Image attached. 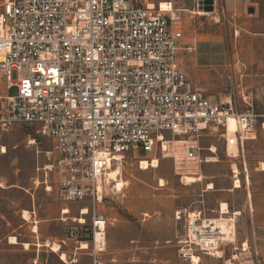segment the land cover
Listing matches in <instances>:
<instances>
[{
	"label": "built area",
	"instance_id": "built-area-1",
	"mask_svg": "<svg viewBox=\"0 0 264 264\" xmlns=\"http://www.w3.org/2000/svg\"><path fill=\"white\" fill-rule=\"evenodd\" d=\"M141 1L0 0V132L28 126L49 139L37 172L46 192L53 184L59 200L82 204L79 215L83 208L90 213L93 264H101L109 224L99 210L113 187L107 172L125 156L170 158L173 175L186 185L183 176H197L208 162L197 153L199 138L217 136L233 160L256 138L253 100L217 98L193 86L183 57L196 47L184 41L175 10ZM175 137L193 143L177 157L167 154ZM227 211L234 226L236 215ZM208 219L200 209L175 210L183 256L211 255L200 242L216 241L217 231L203 227Z\"/></svg>",
	"mask_w": 264,
	"mask_h": 264
},
{
	"label": "rangeland",
	"instance_id": "rangeland-1",
	"mask_svg": "<svg viewBox=\"0 0 264 264\" xmlns=\"http://www.w3.org/2000/svg\"><path fill=\"white\" fill-rule=\"evenodd\" d=\"M199 1L203 0L141 3L159 2L162 11L175 10L184 41L196 47L194 53L183 57L193 86L217 98L230 96L238 101L239 96L248 95L253 100L258 115L256 138L245 143L243 156L235 160L225 157L217 136L199 138L197 153L216 160L202 164V179L190 185L181 184L173 175L170 158L159 160L157 168L141 170L138 160L144 157L134 160L125 156L118 175L125 185L120 192L112 189L103 205H99L109 219L105 249L98 253L101 264H191L189 255L179 252L181 245L177 241L183 232L174 224V212L200 209L204 218L214 219L219 217L221 202L227 204L230 214L240 212L233 226V241L218 244L222 257L205 255L199 250L189 254L199 256L198 264H228V260L231 264H264V172L260 170L264 161V0H212V10L205 11L210 15L202 16L194 12ZM191 2L194 6L189 9ZM27 135L36 139V145H28ZM1 145L6 148L5 154L0 153L1 183L23 187L33 178L30 184L38 185L42 176L37 168L46 159L38 156L36 150H48L49 139L35 135L28 126L14 127L0 132ZM190 145L193 143H171L167 154L177 157ZM210 146L215 147L214 154L209 152ZM233 166L238 170L239 188H233ZM160 179L164 180L163 186H159ZM208 183L214 189L207 191ZM38 189V197L34 198L22 189H0V264H93L90 213L79 223L76 219L83 205L65 202L64 208H70V213L61 221L60 211L52 213L53 206L60 207L55 186L52 184L50 192H45L43 184ZM22 210L34 211L29 221L22 219ZM32 226L37 227V232H32ZM10 236L16 237L18 243L10 244ZM50 238L63 245L59 250L65 253L66 261L42 246ZM24 242L33 244L25 250ZM84 242L87 248L80 249ZM234 254L238 258L231 259ZM73 259L76 261L72 262Z\"/></svg>",
	"mask_w": 264,
	"mask_h": 264
},
{
	"label": "bare ground",
	"instance_id": "bare-ground-1",
	"mask_svg": "<svg viewBox=\"0 0 264 264\" xmlns=\"http://www.w3.org/2000/svg\"><path fill=\"white\" fill-rule=\"evenodd\" d=\"M151 5V4H150ZM173 12V11H171ZM194 12L200 16L202 15H210L209 12H205V10H202V9H197V10H194ZM235 129V122L233 121V119H229L228 120V123H227V131L228 133H232ZM262 129H264V123H263V126H262ZM28 143L30 145H33L34 144V140L32 138H29V141ZM174 143H181V141H178L177 139L174 141ZM214 147L212 146V151H214ZM0 153L2 154H5L6 153V148L1 145L0 146ZM207 161H215V157L213 156H208L207 157ZM158 164H159V160L157 158H152L151 161H148L146 159H140L139 162H138V168L141 169V170H147L149 168H157L158 167ZM260 170L264 171V161L261 162L260 164ZM232 171L233 173H235V175H237L238 173V170L236 169L235 166L232 167ZM121 172V168H120V164H118L116 167L114 168H110L107 172V179H108V182L112 183L113 184V187L112 189L115 190L116 192H120L121 189L123 188V186L125 185V182L122 180V179H119L118 178V175L120 174ZM201 173H197L196 175L197 176H183V182L186 183V185H190V184H193V183H196L198 181H200L202 179V176L200 175ZM195 175V174H193ZM37 183V181L35 182ZM159 185L160 186H163L164 185V180L163 179H160L159 180ZM240 187V181L238 178L235 177V180L233 181V188H239ZM207 191L208 190H212L214 189V186L212 185V183H208L206 184V188H205ZM220 209H221V216H219L218 218H210L208 220H204L203 221V227L204 228H211L213 230H216L217 231V237H216V241L213 240L211 238V236H200V239H202L200 242L203 246H207V247H210L211 249V255H214L216 257H222V251L218 250V244H217V241L218 240H230V241H233V237H234V231H233V223L231 221H229L227 218H225L223 216V214H227L228 211H227V205L224 203V202H221V205H220ZM69 213V210L67 208H64L63 209V214H68ZM88 213V211L86 210V208H83V211H82V215L79 216V218H77L76 220L79 222V223H83L84 222V219H83V215H86ZM240 212H235V215L239 214ZM21 217L23 220L25 221H29L30 219V213L27 211V210H22L21 211ZM64 220V219H63ZM32 232H37V227L36 226H32ZM199 231H202V229H199ZM102 241V240H101ZM8 242L10 244H17L18 241L16 239V237L14 236H10L8 238ZM209 242H212L213 243V247H211V245H207ZM44 245H49V242L48 241H45L44 242ZM22 246L23 248L26 250V249H29L30 247V244L27 243V242H24L22 243ZM87 243L84 242V243H81L80 244V249H86L87 248ZM244 246V245H243ZM246 247V246H245ZM60 246L59 244L57 243H52L50 245V250L55 252V253H58V257L60 260L62 261H66V255L64 252H61L59 250ZM243 250H245V248H243ZM183 253L187 254V251L185 250V248H183L181 250ZM191 261V264H198L199 263V256L196 255V254H189V257H188ZM238 258L237 255H233L231 259H236ZM76 260L73 259L72 262H75ZM228 264H231V262L228 260L227 261Z\"/></svg>",
	"mask_w": 264,
	"mask_h": 264
},
{
	"label": "crops",
	"instance_id": "crops-1",
	"mask_svg": "<svg viewBox=\"0 0 264 264\" xmlns=\"http://www.w3.org/2000/svg\"><path fill=\"white\" fill-rule=\"evenodd\" d=\"M196 51V50H195ZM34 145H36V139H34ZM44 151L45 150H36V154L39 156V154L40 155H42V157L44 156ZM163 159H166V158H163ZM161 160V159H160ZM45 162V160L42 162V163H44ZM264 172V171H263ZM36 178H38V176H36ZM1 179H2V176L0 175V189L1 190H3V191H10V190H15L16 188L17 189H22L28 196H30L31 198H34V197H38V191H39V189H38V186L39 185H42V183H41V181L40 180H38V185H31L30 183L32 182V179L33 178H30V180H27V184L25 185V186H23V187H18V186H16L15 184H13V183H11V184H5V185H3L2 183H1ZM39 179V178H38ZM46 192V191H45ZM60 201V207L59 206H53V208H52V213H53V215H55V214H57L58 213V211H60V220L62 221L63 219L65 220V219H67V218H64V216H66V215H68L69 213H70V211H69V213L68 214H63L61 211L64 209V207L66 206V204H65V202H63V201H61V200H59ZM69 210H70V208H69ZM30 214H32L31 216H33L34 215V211H33V213L32 212H30ZM78 215H79V211H78ZM80 216V215H79ZM58 219V218H57ZM63 220V221H64ZM53 238H50V239H48V240H45V241H48L49 242V245H44V243H42V246H47L48 248H50V245L53 243V240H52ZM63 238H61V236H60V241H63L62 240ZM44 241V242H45ZM64 242V241H63ZM30 244H33V243H30ZM62 247H63V245L62 244H60V249H62ZM61 252H62V250H60Z\"/></svg>",
	"mask_w": 264,
	"mask_h": 264
},
{
	"label": "water",
	"instance_id": "water-1",
	"mask_svg": "<svg viewBox=\"0 0 264 264\" xmlns=\"http://www.w3.org/2000/svg\"><path fill=\"white\" fill-rule=\"evenodd\" d=\"M209 5V6H205V5ZM194 6L193 2L190 3L189 5V9H192ZM205 10V11H211L212 10V0H203V1H199L198 2V8H202ZM249 12L252 13L253 12V9L250 8L249 9Z\"/></svg>",
	"mask_w": 264,
	"mask_h": 264
},
{
	"label": "trees",
	"instance_id": "trees-1",
	"mask_svg": "<svg viewBox=\"0 0 264 264\" xmlns=\"http://www.w3.org/2000/svg\"><path fill=\"white\" fill-rule=\"evenodd\" d=\"M142 156V155H141Z\"/></svg>",
	"mask_w": 264,
	"mask_h": 264
}]
</instances>
